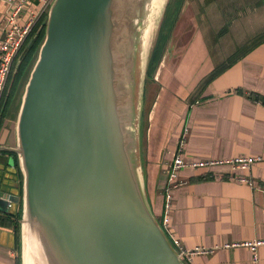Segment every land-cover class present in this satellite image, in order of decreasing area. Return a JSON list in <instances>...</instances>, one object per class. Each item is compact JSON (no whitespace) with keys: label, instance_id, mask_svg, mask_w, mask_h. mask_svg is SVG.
I'll use <instances>...</instances> for the list:
<instances>
[{"label":"water","instance_id":"1","mask_svg":"<svg viewBox=\"0 0 264 264\" xmlns=\"http://www.w3.org/2000/svg\"><path fill=\"white\" fill-rule=\"evenodd\" d=\"M152 1L54 0L49 9L18 147L7 150L24 176L22 264L25 226L35 264H185L138 163L140 38ZM20 200L1 194L0 212Z\"/></svg>","mask_w":264,"mask_h":264},{"label":"crops","instance_id":"2","mask_svg":"<svg viewBox=\"0 0 264 264\" xmlns=\"http://www.w3.org/2000/svg\"><path fill=\"white\" fill-rule=\"evenodd\" d=\"M171 1L163 5L162 21ZM37 8L30 4L23 20H29ZM6 9L5 0H0V28L5 26ZM177 10L162 59L153 79L147 80L152 81L154 92L148 105L144 100L143 108L139 107V170L158 222L164 217L166 173L182 138L184 158L189 161L264 158V104L251 98L264 99V0H183ZM190 22L193 53L182 34ZM203 54L208 56L205 61ZM197 65L205 73L195 84L188 83L189 71ZM146 84L144 97L150 91ZM20 90L5 116H0V195L17 196L24 191L18 155L7 151L18 147L20 110L16 115L13 104ZM176 119V124L171 123ZM240 176L253 185L238 180ZM178 182L172 192L167 234L187 251H208L185 263L254 264L250 249L231 246L264 242V161L249 171L228 166L184 169ZM21 211L19 220L0 212V264H22L23 207ZM258 255L259 264H264V246Z\"/></svg>","mask_w":264,"mask_h":264},{"label":"built area","instance_id":"3","mask_svg":"<svg viewBox=\"0 0 264 264\" xmlns=\"http://www.w3.org/2000/svg\"><path fill=\"white\" fill-rule=\"evenodd\" d=\"M54 0H5L7 9L5 13V26L0 28V105L2 103L8 80L12 73L14 64L19 61L27 48L30 47V37L38 23L43 17H48L49 9ZM36 4L38 10L32 14V17L24 21L23 15L30 6V4ZM32 42V40H31ZM185 146V140L182 138L180 144L174 154V158L169 171L166 173V184L163 188L164 201V217L161 221V227L167 234L168 215L172 206V191L176 189L180 184L178 182L180 172L184 169H213L216 167L228 166L233 170L249 171L256 163L264 161L262 157H245L240 156L233 159L223 160H186L184 158L183 149ZM219 178L223 176L218 175ZM230 178V177H229ZM238 180L253 185L248 178L242 176L237 177ZM13 203H8V208L13 207ZM168 236V234H167ZM170 239L173 247L179 254L181 260L185 263L192 261V256L196 254L207 253V250L196 249L194 251L185 250L180 242L176 239ZM264 246L263 241L245 242L243 244H233L231 247H245L251 250L253 253V263L259 264L258 249ZM229 247V246H227ZM186 264V263H185Z\"/></svg>","mask_w":264,"mask_h":264},{"label":"trees","instance_id":"4","mask_svg":"<svg viewBox=\"0 0 264 264\" xmlns=\"http://www.w3.org/2000/svg\"><path fill=\"white\" fill-rule=\"evenodd\" d=\"M179 4V10L180 7L182 6L183 0H176ZM175 3V2H174ZM173 4V0L171 1L170 6L167 8L166 14L164 16V19L162 21L160 30H159V35L157 42L155 44L154 49L152 50L148 68H147V80L148 79H153L156 69L162 59V56L164 54V49L166 47V44L168 42V39L171 34V29L173 28V25L169 26V21L174 15V22H175V16H177L178 10L177 11H171V5ZM47 18L46 16H43L42 20L36 25L33 33H35L36 30L41 31V29L44 27L43 31L41 34L35 38V40L30 41L31 45L29 49L27 50L25 56L20 62H16L13 66L12 73L10 75V78L8 80V84L6 87V91L2 100V103L0 105V116L3 118L9 109L14 97L16 96L17 92L21 89L23 80L25 76L27 75L28 71L30 68L34 65L33 60L35 58V55L38 51V47L41 42H43V38L45 36V27L46 23L45 20ZM46 24V25H45ZM174 24V23H173ZM251 98L253 100L260 101L264 104V99L263 98H257L254 95H251ZM7 101V102H6ZM6 102V104H5ZM5 105V109L3 110V106ZM2 114V115H1ZM18 166V164H17ZM18 197L21 198L20 203L18 205H15L13 212L9 214L12 218L15 217L17 220H19L22 216V197H23V190L17 194ZM161 223V221H160ZM15 232L18 234L19 233V225H15ZM18 264H21V261H18Z\"/></svg>","mask_w":264,"mask_h":264},{"label":"rangeland","instance_id":"5","mask_svg":"<svg viewBox=\"0 0 264 264\" xmlns=\"http://www.w3.org/2000/svg\"><path fill=\"white\" fill-rule=\"evenodd\" d=\"M166 2H167V0H164V6H165V3ZM190 3H191V0H190ZM164 6H163V8H162V10L160 12V17L157 20L156 25L154 27H152L153 30H152L151 37L148 40V47L146 48V50L144 49V55L142 57V60H143V65H142V80L140 78L141 83H140V87H139V94L140 95H139V98H138V108L139 107H142L143 108V106L145 105V103H147V105H148V101L150 100L151 93L154 92V88L152 86V81L149 82L146 79V67H147V61H148L149 56H150V54L152 52V49H153V47L155 45V42H156V39H157V36H158V32H159V29H160V26H161V22H162V18H163V13H164ZM191 7L193 8V5H191ZM177 9H178V2H176L174 4L173 11H177ZM149 13H150V16L148 17V21L146 23H144L143 26L142 25H137V28H139V29L142 26L141 27V32H142L141 35H142V37L140 38V41H142V40L145 39L144 33H145L146 28H147V25H149L150 22H151V19H152V16H153V9L150 10ZM174 15H172V17H171V19L169 21V26L173 25V23H174ZM47 20H48V18H46V20H45V23L46 24H47ZM140 23H142V21H139V24ZM46 27H45V36L43 38V42H41L42 44L39 45L38 51H37V53L35 55V58L33 60V64L34 65L30 68V70L28 71L27 75L25 76V78L23 80V83H22V86H21V90L19 92V95H18V97L16 98V100H15V102L13 104V108H15L16 115L18 114V112L20 110V106H21L22 98H23L24 93H25L26 85H27V83L29 81V78H30V75H31V73H32V71H33V69H34L37 61H38L40 49H41V47H42V45H43V43L45 41V38H46ZM43 29H44V27L41 29V31L36 30L35 33H33L31 35L30 40H35V38L38 37L41 34V32L43 31ZM182 34H183V43L186 44L187 46H189V45L192 46V49L191 50H192V53H193L194 52L193 51V46H194V42H193L194 26H193V24L191 22L187 24V26H186V28H185V30L183 31ZM29 45H31V43H29ZM28 49L29 48H27V50ZM142 53H143V51L141 50V55H142ZM25 54H26V52L24 53V55L22 56V58L18 62H20L23 59V57L25 56ZM139 56H140V54H139ZM207 58H208V56L206 54H203L202 59L205 61ZM198 65H197L196 69H194V66H193L192 69L189 71V72H191L192 76H191L190 79L187 80L188 83L189 82H191V83L194 82V84H195L198 81L199 76L205 73V71L203 69H201V71L198 70ZM207 65H208V61L205 64L206 68H207ZM146 81L149 82V84ZM146 83L148 84V89H150V91H149L148 95L145 96L146 97L145 98L143 96V93L145 94V84ZM142 97H143V100H142ZM144 100H145V103H144ZM144 113L146 115V112H144ZM138 114L139 115L141 114V109L138 112ZM177 120L178 119H176V121H174V122L172 121L171 123L176 124Z\"/></svg>","mask_w":264,"mask_h":264},{"label":"bare ground","instance_id":"6","mask_svg":"<svg viewBox=\"0 0 264 264\" xmlns=\"http://www.w3.org/2000/svg\"><path fill=\"white\" fill-rule=\"evenodd\" d=\"M152 3L153 5V16L151 19L150 24L148 25V28L145 32V42H144V49L146 50V48L148 47V40L151 37L152 34V30L155 25L157 20L160 17V12L163 8L164 5V0H153ZM144 55V53H143ZM24 244H25V252H26V260H25V264H35V260L32 256V252H31V242L26 234V226L24 228Z\"/></svg>","mask_w":264,"mask_h":264}]
</instances>
